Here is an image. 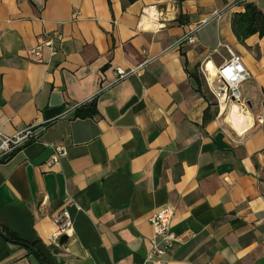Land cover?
Masks as SVG:
<instances>
[{
  "label": "crops",
  "instance_id": "0c3cea01",
  "mask_svg": "<svg viewBox=\"0 0 264 264\" xmlns=\"http://www.w3.org/2000/svg\"><path fill=\"white\" fill-rule=\"evenodd\" d=\"M247 3L264 14V0H0V133L40 137L0 162V264H152L150 220L166 209L183 240L168 264H264V37L233 32ZM152 6L160 31L141 25ZM216 13L195 45L174 47ZM42 39L46 65L31 55ZM225 47L251 76L243 133L200 69L210 59L213 74ZM117 69L139 72L115 85ZM93 102L94 118L71 111ZM58 144L68 156L49 163ZM68 197L74 235L56 245Z\"/></svg>",
  "mask_w": 264,
  "mask_h": 264
},
{
  "label": "built area",
  "instance_id": "2783aa9c",
  "mask_svg": "<svg viewBox=\"0 0 264 264\" xmlns=\"http://www.w3.org/2000/svg\"><path fill=\"white\" fill-rule=\"evenodd\" d=\"M219 16L220 14L216 13L210 19L205 20L201 25L195 28L194 32L178 40L174 47L181 48L186 44L195 45L197 43L195 34L199 29L207 25L210 21L217 19ZM163 17L164 12L157 6L148 7L143 11L141 25L146 29L160 31L166 27V21L162 20ZM225 48L229 53V59L220 67L215 68L216 73L214 75L209 70V66L211 65L210 59L203 62L200 68L209 90L217 100L221 115L225 113L227 108L231 105L236 104L247 108V104L242 97L241 87L251 78L242 58L235 54L229 47ZM45 49H50L52 51L51 39L40 40L38 47L31 52L35 63L45 65L49 63L43 54ZM217 52L218 50L215 51V53ZM52 55H55L54 51H52ZM150 62L151 61L148 60L145 62V65ZM138 72L139 70L137 69H117L115 71L116 81L114 84L116 85L127 80L138 74ZM79 109L80 107H74L71 111L75 113ZM262 122H264V119H262ZM39 141V133L34 127H28L14 136H6L0 133V162L9 160L16 153ZM49 148L52 150L49 163L59 164L62 159L68 156V149L65 145H50ZM73 205H75L73 199L68 197L65 201L64 209L54 217L57 230L52 238V242L56 245H59L62 237L67 236L71 238L74 235V225L70 214V208ZM172 219L173 211L166 209L156 213L150 220L154 231L153 249L151 252L152 264H168L165 260L168 252L173 250L176 243H183V240L177 237L172 231Z\"/></svg>",
  "mask_w": 264,
  "mask_h": 264
},
{
  "label": "trees",
  "instance_id": "16d2710c",
  "mask_svg": "<svg viewBox=\"0 0 264 264\" xmlns=\"http://www.w3.org/2000/svg\"><path fill=\"white\" fill-rule=\"evenodd\" d=\"M139 0H127L128 4H135ZM179 5L185 0H173ZM233 32L237 39L245 42L252 36L258 35L264 37V14L252 3L245 5V12L235 15L233 19ZM97 116L96 102L91 103L87 107H83L76 112V118L86 120ZM208 121V119H207ZM6 239L17 245L26 247L35 252V245H28L17 236L7 233ZM40 257V254H38Z\"/></svg>",
  "mask_w": 264,
  "mask_h": 264
},
{
  "label": "bare ground",
  "instance_id": "6f19581e",
  "mask_svg": "<svg viewBox=\"0 0 264 264\" xmlns=\"http://www.w3.org/2000/svg\"><path fill=\"white\" fill-rule=\"evenodd\" d=\"M210 70V68H209ZM216 70L213 71V75ZM226 122L237 132L243 133L252 125V119L245 114L243 107L233 105L226 117ZM225 123V122H224Z\"/></svg>",
  "mask_w": 264,
  "mask_h": 264
},
{
  "label": "water",
  "instance_id": "95a60500",
  "mask_svg": "<svg viewBox=\"0 0 264 264\" xmlns=\"http://www.w3.org/2000/svg\"><path fill=\"white\" fill-rule=\"evenodd\" d=\"M67 242H68V237H67V236L62 237V239H61V241H60L61 245H64V244H66Z\"/></svg>",
  "mask_w": 264,
  "mask_h": 264
},
{
  "label": "rangeland",
  "instance_id": "374dc122",
  "mask_svg": "<svg viewBox=\"0 0 264 264\" xmlns=\"http://www.w3.org/2000/svg\"><path fill=\"white\" fill-rule=\"evenodd\" d=\"M228 114H229V112H228ZM228 114H227V115H228Z\"/></svg>",
  "mask_w": 264,
  "mask_h": 264
}]
</instances>
